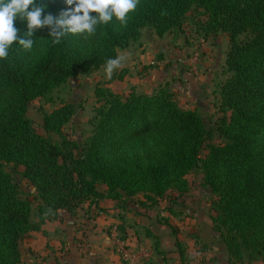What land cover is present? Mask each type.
<instances>
[{"label": "trees", "instance_id": "1", "mask_svg": "<svg viewBox=\"0 0 264 264\" xmlns=\"http://www.w3.org/2000/svg\"><path fill=\"white\" fill-rule=\"evenodd\" d=\"M41 3L54 15L66 8L64 0ZM193 8L206 15L205 37L224 33L230 43L226 65L232 76L217 89L222 109L231 113L217 127L224 145H206L216 130L207 129L201 104L183 110L163 85L151 95L133 91L127 98L98 85L93 131L83 144L62 135L76 113L71 104L44 117V131L59 136V144L27 119L32 101H50L77 74L106 67L118 50L138 42L145 28L161 39L179 31ZM32 39V49L14 43L0 59V264H21L22 239L58 211L74 215L84 203L104 199L128 206L139 194L156 205L173 189L185 193L186 177L196 168L218 197L211 221L229 261H264V0H138L124 24L113 17L92 35L68 34L58 44L47 29ZM4 163L22 167L23 178L35 188L37 222L32 201Z\"/></svg>", "mask_w": 264, "mask_h": 264}, {"label": "rangeland", "instance_id": "2", "mask_svg": "<svg viewBox=\"0 0 264 264\" xmlns=\"http://www.w3.org/2000/svg\"><path fill=\"white\" fill-rule=\"evenodd\" d=\"M205 22L206 15L204 11L193 8L186 15L181 29L169 32L167 40L163 41L167 43L166 41L170 39H176V41L173 40L174 46L181 49H185V45H189L192 49V52L187 53L190 62H187L188 66L182 63L181 66L189 68L188 71L192 74L194 81H197L198 76L202 75L207 67L206 73L211 71L209 76L211 81L200 80L198 82L197 89L201 96L196 101L193 100L192 95L183 97L173 89H167L173 94L174 100L183 110L194 111L198 104L202 105V114L207 129L216 130L212 141L206 142V145L211 143L222 146L225 141L218 132L217 127L220 119L223 117L230 119L231 113H226L222 109V99L217 89L232 76L226 65L230 43L227 34L224 33L205 37L202 28ZM153 34L155 35L153 29L145 28L141 32L139 41L141 39L149 40ZM195 57L198 58V62L197 66L193 68L190 63L192 58ZM205 59L207 60L206 67L204 66ZM113 73L111 78H108L106 67H103L89 75L77 74L66 85L55 90L50 101L42 98L32 101L28 105L27 119L39 134L49 136L54 143L59 144L61 142L59 136L47 135L44 131V117L64 104H71L75 107L76 113L72 121L63 130L62 135L71 141L83 144L93 131L90 118L85 111L86 109L94 111L98 107L95 98L96 87L98 85L105 86L108 89L115 90L120 95H125L129 93L134 84L140 83L141 80L147 77L144 72H140L135 77H130V79H122L123 71L120 72L119 69H116ZM200 85L209 87L208 92H206L207 87ZM207 153L208 151L205 149L201 158L204 159ZM4 169L20 188L23 197L32 201L33 219L37 222L35 188L23 178V168L17 167L13 163H4ZM186 179L188 185L185 193L173 189L165 199L159 200L156 205L147 202L142 194L131 198L130 205L127 206L124 203L120 205V208L131 214L124 223L130 230L135 231L138 236L145 235L147 232L154 233L153 231H155L161 233L164 237H167L166 234H170L175 242L173 235L174 233L177 235L179 246L174 244L173 250H170L169 248L172 245L166 242L164 251L161 250L160 237L156 235L159 238L158 241L152 240V246H149L153 256L145 264H233L229 261L223 239L213 230L211 215L214 214V203L218 200V197L213 195L209 187L206 186L200 168L192 170ZM100 188L104 187L101 186ZM119 215L118 211L117 216ZM166 222L169 223L170 227ZM156 242L159 243L158 247L162 251V255L156 252L158 249H154ZM23 251L25 252V249ZM181 253L184 258H181ZM27 262L26 254L23 253L22 264H27ZM244 264H264V261L245 262Z\"/></svg>", "mask_w": 264, "mask_h": 264}, {"label": "crops", "instance_id": "3", "mask_svg": "<svg viewBox=\"0 0 264 264\" xmlns=\"http://www.w3.org/2000/svg\"><path fill=\"white\" fill-rule=\"evenodd\" d=\"M167 38L168 34L162 39L153 34L149 40L141 39L118 50L117 58H120L121 63L113 72L116 69L123 71L122 79H130L140 72H144L147 77L134 84L129 93L120 95L112 90L115 94L122 98H127L133 91L151 95L163 85L183 97L192 95L195 101L201 96L197 89L198 82L211 81V71L206 73L207 60H204L206 68L203 74L194 81L189 68L181 66V63L188 66L187 62L190 61L187 53L192 52L191 47L185 45V49L177 48L173 42L176 39H168L165 43L163 40ZM206 89L208 92L209 87ZM120 205L104 199L99 204L84 203L74 215L67 210L59 211L55 218L42 225L40 231L29 233L22 239V260L25 253L27 264H129L123 259L120 241L131 251L138 247L147 249L152 258L153 252L149 247L152 246V240L146 234L138 236L126 226L124 222L131 214L120 208ZM153 232L160 237L162 251L165 250L166 242L172 245L169 249L173 250L175 242L170 234L164 237L159 232Z\"/></svg>", "mask_w": 264, "mask_h": 264}, {"label": "clouds", "instance_id": "4", "mask_svg": "<svg viewBox=\"0 0 264 264\" xmlns=\"http://www.w3.org/2000/svg\"><path fill=\"white\" fill-rule=\"evenodd\" d=\"M66 8L54 15L41 0H0V59L9 55L14 43L32 49L33 36L48 30L52 43L58 44L68 34L92 35L98 24H106L115 17L122 24L128 14L137 8L138 0H64ZM24 24L22 31L17 24ZM121 60L109 59L106 64L108 78Z\"/></svg>", "mask_w": 264, "mask_h": 264}, {"label": "built area", "instance_id": "5", "mask_svg": "<svg viewBox=\"0 0 264 264\" xmlns=\"http://www.w3.org/2000/svg\"><path fill=\"white\" fill-rule=\"evenodd\" d=\"M197 62V57L192 58L190 66L195 68L197 66ZM120 245L123 259L126 260L129 264H145L150 258L149 252L143 247H138L135 251H131L126 248L124 242L120 241Z\"/></svg>", "mask_w": 264, "mask_h": 264}, {"label": "water", "instance_id": "6", "mask_svg": "<svg viewBox=\"0 0 264 264\" xmlns=\"http://www.w3.org/2000/svg\"><path fill=\"white\" fill-rule=\"evenodd\" d=\"M87 116L92 119L95 116V113L91 109H86Z\"/></svg>", "mask_w": 264, "mask_h": 264}]
</instances>
